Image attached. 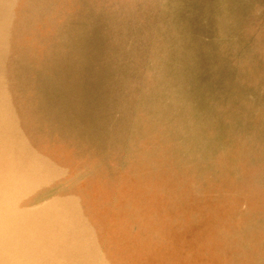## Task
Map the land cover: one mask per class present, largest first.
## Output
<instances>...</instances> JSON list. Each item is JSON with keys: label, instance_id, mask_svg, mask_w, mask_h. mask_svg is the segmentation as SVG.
Listing matches in <instances>:
<instances>
[{"label": "clouds", "instance_id": "9594fccd", "mask_svg": "<svg viewBox=\"0 0 264 264\" xmlns=\"http://www.w3.org/2000/svg\"><path fill=\"white\" fill-rule=\"evenodd\" d=\"M0 95V264H264V0H0Z\"/></svg>", "mask_w": 264, "mask_h": 264}, {"label": "rangeland", "instance_id": "374dc122", "mask_svg": "<svg viewBox=\"0 0 264 264\" xmlns=\"http://www.w3.org/2000/svg\"><path fill=\"white\" fill-rule=\"evenodd\" d=\"M193 27L195 28V25H193ZM201 84L202 85H207L208 88H212L213 87V84L211 82L210 77H208L206 75L201 77ZM8 107H9V110H10V114L12 113L11 114L12 119L15 120L16 129H15L14 134L16 135V137L18 136V138H21L22 137L23 139L27 140V137H26L27 136V133L25 132L22 124L20 123L19 112L18 111H15L16 110V106H15V100L14 99H12V100L10 99V101L8 103ZM19 125H20V127H19ZM45 164L47 165L48 168H50L52 170H55L57 168V160L56 159L46 160L45 161Z\"/></svg>", "mask_w": 264, "mask_h": 264}, {"label": "bare ground", "instance_id": "6f19581e", "mask_svg": "<svg viewBox=\"0 0 264 264\" xmlns=\"http://www.w3.org/2000/svg\"><path fill=\"white\" fill-rule=\"evenodd\" d=\"M12 100V99H11ZM13 106V105H12ZM15 109V108H14ZM5 111H7V116H8V131H9V135L16 137V135L14 134L15 129H16V125H15V120L12 119V116L10 114V110L9 107L7 105V108L5 106V102L3 100L2 95H0V141H2L3 139V135H4V116H5ZM16 111V110H15ZM14 114V113H13ZM16 114V113H15ZM19 119V118H18ZM19 122V121H18ZM20 127V125H19ZM21 132V131H20ZM26 136V135H25ZM27 137V136H26ZM18 138V136L16 137ZM22 138V137H21ZM55 163V162H54Z\"/></svg>", "mask_w": 264, "mask_h": 264}]
</instances>
